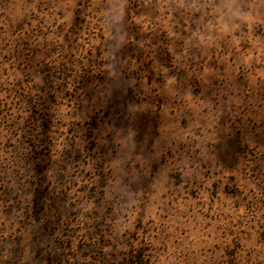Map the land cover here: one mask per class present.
<instances>
[{
  "label": "rangeland",
  "instance_id": "rangeland-1",
  "mask_svg": "<svg viewBox=\"0 0 264 264\" xmlns=\"http://www.w3.org/2000/svg\"><path fill=\"white\" fill-rule=\"evenodd\" d=\"M0 264H264V0H0Z\"/></svg>",
  "mask_w": 264,
  "mask_h": 264
}]
</instances>
